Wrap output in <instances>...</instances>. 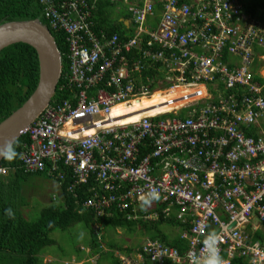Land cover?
<instances>
[{
    "label": "built area",
    "instance_id": "2783aa9c",
    "mask_svg": "<svg viewBox=\"0 0 264 264\" xmlns=\"http://www.w3.org/2000/svg\"><path fill=\"white\" fill-rule=\"evenodd\" d=\"M94 1L39 0L49 28L65 35L67 73L58 89L70 94L51 100L23 129L29 137L20 154L23 166L33 171L48 162L56 169L63 161L72 170L70 186L87 182L93 174L107 193L96 196L92 209L97 215L109 206L127 210L152 189L160 198L147 204L163 206L166 215L175 203L193 208L197 216L182 254L155 242L143 244V252L155 264H191V257L203 256V241L211 233L218 237L224 263L251 255L250 264H261L264 234L252 240L239 224L254 212L264 222V139L245 133L264 116V83L256 80L261 73L253 66V46L264 48V28L242 14L238 0H164L153 31H141L146 17L153 14L148 3L131 9L139 32L108 34L96 30ZM227 55L232 59L226 65L222 59ZM258 58L264 60L263 55ZM148 67L165 68V80L179 75L180 81L171 87L182 83L187 91L114 115L117 103L128 106L129 100L163 86L159 77L142 75ZM184 72L186 77L181 76ZM215 80L223 81L226 93L208 91L210 85L216 86ZM178 103L182 104L173 112H147ZM183 108L186 113L179 116ZM137 113L136 120L121 122ZM169 113L173 116L166 117ZM146 142L150 151L141 155L139 148ZM99 146L107 150L110 163L98 157ZM176 150L184 158L169 159ZM182 168L185 174L180 173ZM233 221L236 225L229 227ZM119 258L120 264H141V257Z\"/></svg>",
    "mask_w": 264,
    "mask_h": 264
},
{
    "label": "trees",
    "instance_id": "16d2710c",
    "mask_svg": "<svg viewBox=\"0 0 264 264\" xmlns=\"http://www.w3.org/2000/svg\"><path fill=\"white\" fill-rule=\"evenodd\" d=\"M57 1V0H55ZM93 1V0H88ZM180 3H190V0H179ZM110 0H96L93 18L97 22L99 31L123 33L124 25L121 21L112 20L109 8ZM246 12H255L260 9L264 12V0H251L244 4ZM119 12V10L115 9ZM120 13V12H119ZM98 14L102 16L99 17ZM37 18L43 24H47L49 17H46L40 8L39 0H0V23L9 20H25ZM49 28V26H48ZM54 37L56 45L62 55V71L60 79L56 86V92L53 100H63L70 94V91L59 90L58 87L64 81L67 73V46L65 35L61 31H54L49 28ZM38 78V61L35 50L24 43H14L0 50V121L8 116L13 110L18 108L29 96L36 86ZM152 86L150 85V88ZM220 89L222 86L220 85ZM226 92V91H224ZM251 134V132H249ZM29 141L26 135H21L14 141L15 151L18 154L21 149V143ZM142 148V146H141ZM0 165L7 168V173L0 175V264H59L58 262L43 263L40 253L45 247L55 244V239L50 236L54 228L65 230L73 224L74 221H81L84 228L92 235L91 245L96 247L97 240L94 238L93 224L96 222L110 226H118L129 229V221L121 218V215L111 219H94L91 210H82L78 213V203L88 196L87 186L95 183L91 174L87 177V183L80 185L73 192L67 191L63 184L62 196L64 204L51 205L47 209L41 210L40 213L29 220L24 217L21 208V183L25 182L27 176L31 173H25L20 169L21 163L18 156L9 161L1 159ZM63 171L65 175L69 172L68 168L62 163L58 164L57 170ZM34 175L40 176L41 173ZM70 178H68L69 182ZM77 195L78 203L75 202L74 196ZM7 209H11L12 215L7 214ZM142 211V210H141ZM143 219L132 221L144 231H153V237H163L166 235L158 230L160 224L168 222L172 225L177 224L174 219L158 217L149 223ZM252 239L261 238L260 232H254ZM170 245L176 246L179 250L185 248L182 241L171 242ZM99 246V245H98ZM111 248L121 249L119 245L108 244ZM250 257L234 256L230 259L229 264H250ZM112 264H119V259L111 257Z\"/></svg>",
    "mask_w": 264,
    "mask_h": 264
},
{
    "label": "rangeland",
    "instance_id": "374dc122",
    "mask_svg": "<svg viewBox=\"0 0 264 264\" xmlns=\"http://www.w3.org/2000/svg\"><path fill=\"white\" fill-rule=\"evenodd\" d=\"M249 1L251 0H243L244 3H248ZM123 8L125 7L123 6ZM109 12L112 14L111 19L115 20L114 8H109ZM256 13L264 17L263 11L257 10ZM256 52L264 53V48H257ZM256 64L257 59H255L253 66ZM212 85H210V88ZM146 97H149V95H146ZM119 104L125 106L124 102L117 103V105ZM185 113L186 109L183 110L182 115ZM165 116L172 117L173 114L169 113ZM160 168L159 166L156 171L157 176L160 172ZM59 177L60 173H53L51 176L50 172L44 173L42 176L30 174L27 176L26 180H24L25 182L21 183L20 199L23 204L21 210L25 218L29 220L35 218L42 208L51 203L50 199L52 197H55V203L61 201L63 186H61L57 179ZM141 204L145 205V203ZM138 215L143 216L141 209H138ZM171 225L172 224L168 222H164L161 225V229L166 233L170 232L175 234L174 231L176 228H171ZM92 228L94 229L95 239L103 243L106 248H108L107 244L110 243L113 245L133 247L142 244L147 239V235L143 233L139 227L131 231L125 228H114L112 226H103L102 228L100 225H93ZM50 236L56 241L55 244L45 247L40 253L43 263L51 260L50 262H58L59 264H112L111 257L113 256L116 258L113 251L105 252V250L100 249L99 252L95 254V251H93L90 246L91 234L87 232L81 221L80 223H74L65 230L54 228ZM261 264H264V262L261 261Z\"/></svg>",
    "mask_w": 264,
    "mask_h": 264
},
{
    "label": "clouds",
    "instance_id": "9594fccd",
    "mask_svg": "<svg viewBox=\"0 0 264 264\" xmlns=\"http://www.w3.org/2000/svg\"><path fill=\"white\" fill-rule=\"evenodd\" d=\"M241 4H242V14L245 16V17H247L248 19L249 18H254V19H256L258 22H259V24H260V26L262 27V28H264V17H262L261 15H259V14H257L256 13V11L257 10H260V9H257L255 12H252V13H250L249 11L248 12H246L245 11V6H244V2H243V0H238ZM96 4V0L94 1V5ZM40 8H41V5H40ZM94 9H95V7H94ZM94 9H93V13H94ZM262 11V10H261ZM93 20H94V18H93ZM94 21H96V20H94ZM119 21H121L120 19L118 20V22ZM42 23V22H41ZM47 28H48V26L46 25V24H44ZM96 30H98V27H97V22H96ZM48 30H49V28H48ZM50 31V30H49ZM105 33H107V32H105ZM111 33H113V32H109L108 34H111ZM119 33V32H118ZM120 35L122 34V33H119ZM52 35V34H51ZM54 38V37H53ZM56 43V42H55ZM58 48V47H57ZM257 48H259L257 45H254L253 46V51L255 52V55H254V61H255V59H257V64L256 65H254V66H256V69H257V71L258 72H260L261 73V76L260 77H257L256 78V80H260L261 82H262V84L264 83V60H261L260 58H258V55H263L264 56V53H257L256 52V49ZM157 49H159V47H156V50ZM260 49V48H259ZM60 52V51H59ZM60 55H61V53H60ZM231 59H232V57L230 56V55H227L225 58H223L222 60H223V64H226L227 65V63H228V61L230 60L231 61ZM253 64H254V62H253ZM61 71H62V55H61ZM155 74L161 79L162 78V81H167L168 83L166 84V85H168V86H166V87H163V93L164 92H167V90L169 89V85H171V84H178L177 83V81H180V79H179V75H177V76H175V78L172 80V81H169V80H165L164 79V77L167 75V72H165V68L163 69H159V68H153V67H148L147 69H145L144 71H143V76H150V77H154V78H156L155 77ZM182 77H186V73L184 72L182 75H181ZM171 79V78H170ZM171 83V84H170ZM181 85H184L185 86V84H182V83H180ZM206 87V86H205ZM35 88V87H34ZM154 88V87H153ZM153 88H152V91H151V94H152V92H153ZM208 89V91H210V89L209 88H207ZM185 90L187 91V89L185 88ZM55 92H56V89H55ZM183 92H185V91H182L181 93H183ZM150 94V95H151ZM30 95V94H29ZM149 95V96H150ZM54 97V96H53ZM53 97H52V101H55V100H53ZM144 97H146V96H144ZM51 102V101H50ZM184 109H186V108H183L182 110H180V111H183ZM173 110V109H172ZM170 110V112H173V111H175V110ZM14 111V110H13ZM179 111V112H180ZM42 112V111H41ZM178 112V115L180 116V115H182V114H180ZM7 117V116H6ZM38 117V116H37ZM36 117V118H37ZM36 118L32 121V122H34L35 120H36ZM31 122V123H32ZM30 123V124H31ZM29 124V125H30ZM28 126V125H27ZM26 126V127H27ZM25 127V128H26ZM24 129V128H23ZM23 129L20 131V134H19V137L21 136V135H26L27 137H28V135L26 134V133H22L23 132ZM18 139V138H17ZM28 139H29V137H28ZM24 143H29V141H25V142H23V143H21V149L19 150V152H18V154L16 153V151H15V146H14V142H12V141H9V142H7L5 145H2V146H0V158H3V159H7V160H9V161H11V160H13L15 157H16V155L18 156V159H19V162L21 163V165H20V169H22L23 170V172H25V173H31V174H35V173H41L42 175H44V173H49L50 172V176L51 175H53V173L54 174H57V173H60V177L59 178H57L58 179V181L60 182V184H61V186L64 184V183H67L66 184V186H65V189H67V191H69V192H73V190L74 189H78V187L80 186V185H84V184H86L87 182H83V183H76L75 185H73V186H70L71 185V180H72V178H71V172H72V170H71V167H69V166H67V165H65V164H63V161H62V164L65 166V167H67L68 168V170H69V172H66V174L64 175L62 172L63 171H60V169L59 170H57V168L56 169H52L51 168V165L48 163V162H46L45 163V166H44V168H42V169H37V170H33V171H29V170H26L25 169V167L23 166V164H22V162H21V158H20V154H21V152L23 151V150H25V147L23 146V144ZM100 147V146H99ZM139 149H141V147L139 148ZM100 159H102L103 160V163H110L109 161H108V156H107V150L106 149H104V148H102V147H100V154H99V156H98ZM61 163V162H60ZM59 164V163H58ZM0 169H4L5 170V173H7V168L6 167H4V166H1L0 165ZM2 174H4V173H0V175H2ZM42 175H40V176H42ZM95 175V174H94ZM92 177H93V179H94V176H93V174H92ZM68 178H70V180H69V182H67L68 181ZM94 182L95 183H93V184H91L89 187L87 186V192H88V196L86 197V198H84L83 200H81L79 203L77 202L78 201V199H77V195H75L74 196V199H75V202L76 203H78V205H79V207L77 208V210H78V213H81L82 212V210H91V212H92V216L94 217V219H103V218H108V219H111V218H114V217H118V216H120L121 215V218H124L125 220H127V221H131V220H135V219H138V218H142L143 216H139L138 215V207L136 206V205H134V206H132L131 208H129V209H127V210H124V211H121V212H119V211H117V210H115V208H113V209H110V206L109 207H106L105 209H104V213L103 214H101V215H97L95 212H94V210L92 209V206H93V203L95 202V200H96V196L97 195H101V194H104V195H107V193L103 190V188L101 187V185L100 184H98L95 180H94ZM159 198H160V194H159V192L156 190V189H152V191L150 192V193H148V196H147V198H144V197H142V200L145 202V203H148V202H150V201H152V200H159ZM51 203H49L48 205H46L44 208H42L41 210H44V209H47L49 206H51V205H58V204H64V200H63V196H62V194H61V201L59 202V203H55V197H52L51 199ZM160 214L159 215H157V214H155V213H149V214H147V217H146V219L147 220H149V221H152V220H157L158 219V217H163V218H167L168 216L170 217V216H173V210H171L170 211V213L168 214V215H166L165 213H163V206H160ZM7 211V214L9 215V216H11L13 213H12V211H11V209H7L6 210ZM116 215H118V216H116ZM255 216H256V214H254ZM257 217V216H256ZM80 223V221L79 220H77V221H74L73 222V224L74 223ZM234 222V221H233ZM233 222H231L230 223V225H229V227H233V226H235L236 225V223L234 222V225H232V223ZM245 223V222H244ZM247 223V222H246ZM72 224V225H73ZM93 225H100L102 228H103V226H110V225H105V224H103V223H100V222H96V223H94ZM112 227H114V228H117L118 226H112ZM119 228H124V227H119ZM126 229V228H125ZM188 229L189 228H187V231H188ZM143 233L145 232L143 229H140ZM243 231H245V229L243 228ZM246 232V231H245ZM254 232H252V233H247L249 236H250V238H251V235L253 234ZM94 238H96L95 237V234H94ZM91 239H92V235H91ZM252 239V238H251ZM96 240V239H95ZM186 240H187V245H188V239L186 238ZM252 240H257V239H252ZM147 243H150V242H147ZM143 244H144V242H143ZM95 245H96V247H93L92 245H91V242H90V246L92 247V249H93V251H95V254L97 253V252H99V250L101 249V250H105V252H107V251H113L114 253H115V255H116V258L117 259H119V264H120V256H125V255H127V256H129V257H133L132 255V253L134 252L132 249H131V246H121V247H123L122 249L123 250H121V249H116V248H111V247H109L108 246V248H106L105 246H104V244L103 243H100V241H97V243H95ZM99 245V246H98ZM108 245V244H107ZM203 246H204V254H203V256H193V257H191V264H223V259H225V255L224 254H221L220 255V250H219V247H218V237H217V235L215 234V233H211V234H209L205 239H204V241H203ZM186 248H187V246H186ZM185 248V249H186ZM51 261V260H50ZM49 261V262H50ZM63 263H65V262H63Z\"/></svg>",
    "mask_w": 264,
    "mask_h": 264
},
{
    "label": "crops",
    "instance_id": "0c3cea01",
    "mask_svg": "<svg viewBox=\"0 0 264 264\" xmlns=\"http://www.w3.org/2000/svg\"><path fill=\"white\" fill-rule=\"evenodd\" d=\"M164 0H110V2H112L111 4L107 5V7L110 8H114V12H115V20L118 21L119 19L121 20L122 24L124 25V29L121 31L123 32L122 35H129V34H133L135 32H139L138 27L133 23L132 20V16H131V9L135 6H143V5H147L148 3L151 4L153 6V14L150 16L146 17L145 22L142 24V28L141 31H143V33L149 32V31H153L154 29L157 28V23L159 22V18L161 16V10H162V3ZM123 6L125 8H123ZM115 9L119 10L116 11ZM123 9V11H122ZM99 17H101V14H98ZM110 17H112V14H110ZM155 77L158 78V76L155 74ZM159 81L162 83L163 86L157 85L156 87L153 88V92H159V93H163V87H166L168 85H166L168 82H162V78L159 79ZM215 85H212L210 89V91L213 90H218L221 93H224V91H226L225 88V84L223 83V81L221 80H215L214 81ZM171 84V83H170ZM172 85V84H171ZM171 85H169V89L167 90L168 93H173L175 94L174 97H177L180 95V93L182 91H186L185 90V86L184 85H178V86H173L171 87ZM220 85L222 86V89H220ZM166 92V93H167ZM227 92V91H226ZM225 92V93H226ZM151 94V95H152ZM170 94V95H171ZM150 95V96H151ZM149 96V97H150ZM142 98V97H141ZM138 99L139 100L141 99ZM214 99V97H213ZM137 100V99H136ZM129 103V104H128ZM131 100H129L126 105L128 104V106L131 104ZM180 114L183 113V111L179 112ZM251 132V134L249 133ZM245 133L246 135H250L254 138H258L261 137L264 139V116L260 117L258 120V125H251L250 127L245 128ZM148 142L144 143V145L141 148V155H146L149 151H150V147H147ZM174 157H183V153L179 152V150L170 152L168 155L169 159H172ZM157 159H154V161H156ZM158 161L162 162L161 159H158ZM180 173L185 174V170L182 168L180 170ZM247 182L249 184L252 183L251 180L247 179ZM252 185V184H251ZM141 203H145L144 201H140V203H138L136 206L142 210L143 213V217L142 218H138V219H143V221H147L146 223H149L150 221L146 219V215L149 213H155L157 215L160 214V205H156L154 207L148 205L147 203H145V205H142ZM149 207H147V206ZM256 212H254L252 214V216L248 217V221L247 223H240L239 227L240 228H244L245 231L249 234L252 232H260L261 233V237L264 234V222L263 221H259L257 220V217L254 215ZM197 216V212L188 206H183L182 204H178L175 203L173 204V216H168L167 218H169V220L172 218L174 219L177 224L171 225V228H176L175 229V234L170 233V232H164L161 229V225L160 224L158 227V230L162 233H164L166 235V239L163 237V239H161L160 237L156 238L153 237V231L147 232L145 231L144 233L147 235V239L146 241H144V244H146L147 242H155L159 247H170L173 249H176L177 252L179 254H182L185 251V248L187 246V240L186 238L188 237V231L187 228H189L192 224L194 219ZM135 220H131L129 222V229H126L128 231L134 230L135 228H140L142 229L140 226H138L136 223L132 224V221H136ZM138 226V227H137ZM260 239V238H259ZM167 241H171V242H179L182 241L185 243V248L183 250H179L176 246L170 245L169 243L166 242ZM142 244H139L137 246H133L131 247V249L134 251L132 254L133 259H139L141 257V264H155L154 262H151L149 260V256L143 252L142 250ZM127 256V255H126ZM169 257H166V261L167 262H171V259H168Z\"/></svg>",
    "mask_w": 264,
    "mask_h": 264
},
{
    "label": "water",
    "instance_id": "95a60500",
    "mask_svg": "<svg viewBox=\"0 0 264 264\" xmlns=\"http://www.w3.org/2000/svg\"><path fill=\"white\" fill-rule=\"evenodd\" d=\"M14 43H24L35 50L38 78L35 88L26 100L0 121V146L19 138L20 131L49 104L61 76L59 49L50 31L39 19L0 23V50Z\"/></svg>",
    "mask_w": 264,
    "mask_h": 264
},
{
    "label": "bare ground",
    "instance_id": "6f19581e",
    "mask_svg": "<svg viewBox=\"0 0 264 264\" xmlns=\"http://www.w3.org/2000/svg\"><path fill=\"white\" fill-rule=\"evenodd\" d=\"M166 94V95H164ZM171 93H159V92H155L153 93L150 97H142L139 102H138V99L135 100V101H132V103L129 105V106H123V105H116L113 107L112 109V113L116 116L118 115H121L123 114H127V113H130V112H133L135 110H139L138 108H147L149 106H153V105H156V104H160L162 102H166V101H169L171 100L175 94H171ZM152 100V101H151ZM180 104L182 103H178V104H165V105H162V106H155L153 109H150L148 110L147 112L149 113H160V112H168L170 110H172L175 106H179ZM144 106V107H143ZM140 114H134L133 116H129L127 118H124L121 120V122L123 123H127V122H130L132 120H136L138 117H139ZM89 132V131H88ZM238 257H250L249 260H251L253 257L251 255H245V256H238ZM229 261L230 259L223 264H229ZM264 262V260H261Z\"/></svg>",
    "mask_w": 264,
    "mask_h": 264
}]
</instances>
